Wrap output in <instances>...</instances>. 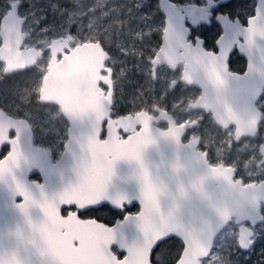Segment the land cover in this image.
<instances>
[{
  "label": "water",
  "instance_id": "1",
  "mask_svg": "<svg viewBox=\"0 0 264 264\" xmlns=\"http://www.w3.org/2000/svg\"><path fill=\"white\" fill-rule=\"evenodd\" d=\"M212 1L208 0L206 8H178L169 0H159L166 26L164 42L152 62L154 73L163 65L176 66L179 49L187 50L183 46L188 33L185 17L193 24L206 21L204 11L211 9ZM18 6L12 5L0 31V60L8 75L43 59L42 50L21 49L26 39L22 32L25 19L17 17ZM219 21L224 32L218 41L219 54L199 48L204 52L198 51L196 60H190V54L189 58L183 56L187 58L183 81L202 90L197 109L211 114L223 127L235 126L238 137L254 136L261 120L256 102L264 91V0H257L256 14L246 26L232 23L227 17ZM70 42V37L52 41V59L39 92V101L57 106L71 125L69 145L56 164L50 150L35 146L30 122L0 108V155L3 147H10V152L0 158V264H28L27 242L38 218L36 206L70 205L68 201L78 194H84V205L96 201L119 209L122 206H115L117 197L129 198V208L139 205L137 214L129 213L113 227L97 222L86 225L85 241L81 240L75 257H82L79 259L85 264H94V260L97 264H153L156 245L170 236L183 245L178 264H203L211 257L217 238L232 222L239 227L238 246L249 251L254 245V227L264 221V182L244 186L241 180H234L232 169L212 167L199 153L198 157L187 156L190 154L180 150L179 144L163 143L159 136L151 142H128L129 153L120 154H129V168L95 159L109 154L103 150L121 142H102L98 135L86 133L100 132L97 126L107 120L145 123V114L111 121L112 70L106 67L111 56L100 42L74 48ZM235 45L247 60L242 75L228 68ZM61 53L62 59L58 60ZM103 72L108 76L104 77ZM101 84L110 88L107 97L98 95L103 93ZM83 124L93 126L85 128ZM11 133L16 136L10 138ZM80 146L87 151L78 149ZM260 149L264 155V145ZM109 166L111 170L106 173ZM37 173L44 184L30 179ZM149 183L156 190L154 202L145 196ZM20 204H26V208L21 209ZM77 204L82 205L78 200ZM113 248L125 249V259L115 261Z\"/></svg>",
  "mask_w": 264,
  "mask_h": 264
},
{
  "label": "flooded vegetation",
  "instance_id": "2",
  "mask_svg": "<svg viewBox=\"0 0 264 264\" xmlns=\"http://www.w3.org/2000/svg\"><path fill=\"white\" fill-rule=\"evenodd\" d=\"M169 1L178 8L191 5L200 8H206L209 6L208 0H192L189 2L185 0ZM15 3H19L17 17L19 19H25L22 24V32L25 34L26 39L21 49L35 48L42 50L43 59L39 61L37 65L27 68L24 71H17L9 75L5 74L4 76L6 78L17 76L20 73H25L34 67L36 68L42 63L44 64V61L47 66H49V62L52 59L50 46L52 41L55 39H66L70 37L71 48L83 44L75 43L76 31L73 29H69V31L62 36H50L49 44L44 48L36 46L35 44H30L27 27L30 24L31 15L28 11H26L28 8L26 9L24 0H0V31L2 20L9 14L12 9V5ZM224 5H228V7L225 8L223 7ZM210 6L211 9H205L204 11L207 15L206 21L199 20L193 24L189 17H185V26L188 29V33H186L183 46L187 50L184 51L183 49H179V56L178 59H176V66L174 68L163 65L159 67L155 73L153 70V59L156 53L161 49L164 42L166 18L163 14V22L160 32L158 35H154L156 38V41L153 43V47L155 46L156 48L155 51L152 52L147 48H135L134 52L136 56H141V52L143 53V51H145V54L143 53V56L140 58H129V78L126 80L125 77H123V80L119 79L118 69H116L113 65V62L116 59L114 51H112V49L108 47L105 42L96 41L100 42L103 48L111 56L110 60L106 63V67L112 70L111 83L113 92L109 119L113 121L128 115L136 117L138 114L142 113L145 114L144 117L146 121L145 123H118L109 122V120H107L97 126L100 132L86 133L87 136L91 137L98 135L100 141L102 142L107 141L108 139L111 141L114 139L115 143L121 142L119 145H113L103 150L108 151L109 154L95 159L104 160L110 164L115 161V163L121 164L119 167L116 164L117 168H129V154H120L129 153L128 142L145 140L151 142L159 136L163 143H169V145H172L175 142L179 144L180 146L177 147H180V150H185V152L187 151L190 154L187 156L198 157L199 153L201 155L200 157L205 156L206 162L212 167L222 166L232 169L234 180H241L244 186L264 182V176L253 175L255 168L252 169L251 167H246L245 165L248 158L247 149L248 152H252V143L253 145L257 144L260 156L259 161L260 163H264V155L260 149L261 146L264 145V91L259 100L256 102V108L261 115V120L256 134L254 136L238 137L235 126L223 127L213 119L211 114H207L203 109H197L195 107V104L202 95V90L195 86H190L183 81L187 58L183 59L182 57H188L190 54V58H188L190 60H196L195 56H197V52H204L203 50L213 53L214 55L219 54L220 49L218 47V41L224 34L219 18L227 17L232 23L246 26L247 21L256 14L257 0H230L226 3H220V0H213ZM2 44L3 41L0 37V48ZM178 46H181V43ZM199 48L203 50H200ZM65 53H68V51L65 50ZM149 54L150 59L145 58ZM62 56L63 53L59 54L58 60H61ZM0 66H2L5 70V64L1 60ZM228 68L230 72L241 75L247 70V60L239 54L238 45H235L229 55ZM102 74L104 77L108 76L107 72H103ZM100 89L104 94L99 92V97H107L110 88L101 84ZM123 90H125V92H123ZM0 108L15 118H25L19 117L11 110L6 109L1 101ZM155 119H160V121H154ZM27 120L30 122L34 132L35 146L50 150L52 162L56 164L69 145L71 130L69 121L65 118L66 122L63 124L62 129V141L59 148H57L47 142L45 138L39 134V129L35 128L34 124L29 119ZM92 126V124H83V127L85 128H90ZM15 136L16 133L10 134V138H14ZM78 149H82L81 151L83 152L87 151V149L82 146ZM9 152V146L3 147L0 158L6 156ZM124 162L126 164H122ZM30 179L33 182L44 184L43 177L40 173L32 175ZM74 188H76V186L72 189ZM79 191L80 189L77 190V193ZM72 192L74 191L72 190ZM79 195L80 194L73 196V198L68 201L70 205L63 204L61 206H53V210L57 214L59 221L62 222V227L56 232V235L61 238L68 235H72L74 237L73 252L69 254L72 264H85V261L79 259L82 257L77 259H75V257L77 256V248H81V240L85 241L87 229L86 225L97 222L100 224L103 223L108 227H113L118 222H122L129 215L126 211L120 212V209L122 208L125 210L129 208V198L125 199L124 197H117L115 198V206H122V208H114L116 209L114 214H110L107 211H101L80 216L79 213L81 211L89 208H98L102 204L94 201L92 204L89 203L88 205H84V194ZM77 200L81 201V206L77 204ZM106 204H108L109 207L112 206L109 203ZM133 206L134 207L129 208L128 210L131 211L130 214H137L139 212V208L137 206L139 205L135 204ZM36 207V215H38V218L36 217V220L33 222L31 230L32 233L30 236L31 240L27 242V247L29 248L28 264H65L63 257H57L50 251L49 245L44 238V228L46 225H49V220L45 214L44 206ZM65 207L69 209L67 214L64 213ZM261 211L264 215V203L262 204ZM262 223H264V221ZM233 224L234 222L230 223L228 227ZM261 224L254 227V232H256L257 227ZM246 225L248 227L251 226L250 223H246ZM176 261L169 264H175ZM94 264H97L96 260H94Z\"/></svg>",
  "mask_w": 264,
  "mask_h": 264
},
{
  "label": "rangeland",
  "instance_id": "3",
  "mask_svg": "<svg viewBox=\"0 0 264 264\" xmlns=\"http://www.w3.org/2000/svg\"><path fill=\"white\" fill-rule=\"evenodd\" d=\"M24 1L26 11L31 15L27 27L30 44L44 48L49 44L50 36H62L73 29L76 31L75 43L101 41L114 51L113 65L118 69L120 80L129 78V58L138 57L135 48L155 51L154 35H158L163 22L159 0ZM145 58L150 59V54ZM34 68L6 78L0 66V101L17 116L29 119L47 142L59 148L66 120L57 106L39 101L47 64L44 61ZM251 146V153L247 149L245 165L255 168L253 175L263 177L264 163L259 161L257 144ZM203 264H264V223L257 227L254 245L249 251L238 246V227L230 225L216 240L211 257Z\"/></svg>",
  "mask_w": 264,
  "mask_h": 264
},
{
  "label": "snow or ice",
  "instance_id": "4",
  "mask_svg": "<svg viewBox=\"0 0 264 264\" xmlns=\"http://www.w3.org/2000/svg\"><path fill=\"white\" fill-rule=\"evenodd\" d=\"M223 7L227 8L228 5H224ZM113 163H115V161H113ZM110 170L111 169L109 166V168L106 170V173L110 172ZM145 178L147 179V176H145ZM155 191L156 190L149 183L148 188L145 191L146 199L154 202ZM19 207L21 209H25L26 204H20ZM128 209L125 210L122 208V209H120V212L126 211V212L130 213L131 211H129ZM68 210L69 209L67 207H65L64 213L67 214ZM44 211H45V214L49 220V225L45 226L44 231H43V235H44V238L49 245L50 251L57 257H63L65 264H72V261L69 258V254L73 252L74 237L72 235H68V236H65L63 238L58 237L56 235V232L62 227V222L59 221V218H58L57 214L55 213V211L53 210L52 205H50V204L44 205ZM101 211H107L110 214H114L116 209L109 207V205L105 203V204H102L98 208L85 209V210L81 211L79 213V215L84 216V215H87V214L92 213V212H101ZM173 243H179L175 239L174 236H170L168 239H166L162 242H158V244L155 247L154 252L152 253L153 264H155L156 254L160 252L161 248L164 247L165 245L173 244ZM113 252L116 253L115 261H122L125 259V256L127 255L126 250L123 248H113ZM178 261H179V257L177 258V264H178Z\"/></svg>",
  "mask_w": 264,
  "mask_h": 264
},
{
  "label": "trees",
  "instance_id": "5",
  "mask_svg": "<svg viewBox=\"0 0 264 264\" xmlns=\"http://www.w3.org/2000/svg\"><path fill=\"white\" fill-rule=\"evenodd\" d=\"M177 241L179 243L168 244L161 248L159 255L157 256V253L155 257L156 264H169L177 260L183 249L182 243L179 240Z\"/></svg>",
  "mask_w": 264,
  "mask_h": 264
}]
</instances>
